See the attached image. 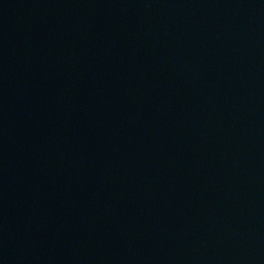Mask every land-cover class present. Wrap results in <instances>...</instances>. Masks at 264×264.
Masks as SVG:
<instances>
[{
  "label": "water",
  "instance_id": "obj_1",
  "mask_svg": "<svg viewBox=\"0 0 264 264\" xmlns=\"http://www.w3.org/2000/svg\"><path fill=\"white\" fill-rule=\"evenodd\" d=\"M0 264H264V0H0Z\"/></svg>",
  "mask_w": 264,
  "mask_h": 264
}]
</instances>
